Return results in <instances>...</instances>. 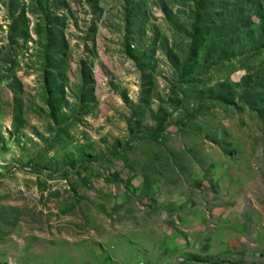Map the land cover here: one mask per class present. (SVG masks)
<instances>
[{
    "label": "rangeland",
    "instance_id": "1",
    "mask_svg": "<svg viewBox=\"0 0 264 264\" xmlns=\"http://www.w3.org/2000/svg\"><path fill=\"white\" fill-rule=\"evenodd\" d=\"M233 3L0 0V264H114L211 176L209 142L264 147V45Z\"/></svg>",
    "mask_w": 264,
    "mask_h": 264
},
{
    "label": "crops",
    "instance_id": "2",
    "mask_svg": "<svg viewBox=\"0 0 264 264\" xmlns=\"http://www.w3.org/2000/svg\"><path fill=\"white\" fill-rule=\"evenodd\" d=\"M208 144L211 176L201 180L200 189L161 194L156 205L146 207V228L114 241V264H264L263 144L234 142L232 159L215 156L217 145ZM195 255L200 260H192Z\"/></svg>",
    "mask_w": 264,
    "mask_h": 264
},
{
    "label": "trees",
    "instance_id": "3",
    "mask_svg": "<svg viewBox=\"0 0 264 264\" xmlns=\"http://www.w3.org/2000/svg\"><path fill=\"white\" fill-rule=\"evenodd\" d=\"M230 12L231 14H235L238 17H241L243 28L247 29V31L253 29V22H254L253 17H255L258 21L257 30H259L258 33L260 34V38L258 39L253 38L251 41L253 42V44H256L258 46L264 45V40H263L264 39V4L262 0H234V3L230 7ZM195 29L197 31L198 27L195 26ZM197 35H199L198 31L196 32V34L193 33L192 38L196 39ZM255 48H257V50L261 49L260 47H257V46H255ZM253 82H255L254 85H251V82L247 81L246 85L248 86V89L250 91H253L255 96L258 95L260 97L259 100L262 101L264 92L261 89L264 88V83L261 77L259 76L257 78L254 77ZM227 92L228 91L226 90L225 94ZM224 96L222 97L220 96L218 98L225 103L234 104L232 102L233 97H231V95H224ZM232 96H234V93H232ZM248 104L250 105V107H253V102H248ZM263 151H264V147H263ZM196 259L197 258L195 257L192 258V260H196Z\"/></svg>",
    "mask_w": 264,
    "mask_h": 264
}]
</instances>
